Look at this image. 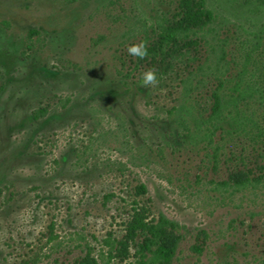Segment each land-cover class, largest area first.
Instances as JSON below:
<instances>
[{"label": "rangeland", "instance_id": "obj_1", "mask_svg": "<svg viewBox=\"0 0 264 264\" xmlns=\"http://www.w3.org/2000/svg\"><path fill=\"white\" fill-rule=\"evenodd\" d=\"M253 2L204 0L207 42L195 34L190 58L138 87L154 55L126 49L152 46L177 0H0V264H147L146 229L127 235L134 203L146 226L178 224L171 264H264V186L219 185L263 173L264 143L218 129L182 143L166 121L190 71L204 117L211 91L230 86L240 42L264 22ZM211 45L219 59L197 73ZM254 57L264 63V41Z\"/></svg>", "mask_w": 264, "mask_h": 264}, {"label": "trees", "instance_id": "obj_2", "mask_svg": "<svg viewBox=\"0 0 264 264\" xmlns=\"http://www.w3.org/2000/svg\"><path fill=\"white\" fill-rule=\"evenodd\" d=\"M253 1V5L264 6V0ZM176 5L177 11L170 20L165 19V24L159 27L156 41L152 43V46L147 47V53L154 55L150 60L154 62L157 79L166 74L167 70L173 69V61H178L182 57L190 58V49L194 48L198 42L197 37L193 38L195 34L205 32L201 35V39L204 38L203 41L207 42L205 35L210 31L208 26L214 19L213 13L205 6L204 0H177ZM249 34L240 42L242 61L234 77L227 80L230 86L225 87L219 82L211 91L210 108L205 117L197 111V105L187 91L189 79L194 72L190 71L188 77L182 79V92L178 103L166 111L169 133L176 130L182 143L187 140L209 142L217 129L225 135H243L264 143V124L259 121V117L253 111H248L250 103L264 109V63L254 57L255 51L264 41V22L255 32ZM209 48L210 53L194 70L197 73L202 70H211L210 64L213 63L215 66L219 59L217 51L222 52V48L219 45H211ZM157 51L161 55L159 59L155 58ZM166 56L171 59L166 61ZM142 86L140 79L138 87ZM219 185L234 190L246 186H264V172L255 177H249L246 173L234 171L229 175L228 180L221 181ZM136 189L140 194L145 192L143 184H139ZM134 205V217L128 222L126 230L130 239L134 240L137 229H146L148 236L144 237L142 242L136 243L140 257L145 258L142 251H148L147 264H171L178 242V237L173 236L172 232L178 228V224L159 215L154 224L146 226L138 216L140 209L135 203ZM23 264H35V260L31 263L25 261ZM82 264L98 263L96 259L89 257Z\"/></svg>", "mask_w": 264, "mask_h": 264}, {"label": "clouds", "instance_id": "obj_3", "mask_svg": "<svg viewBox=\"0 0 264 264\" xmlns=\"http://www.w3.org/2000/svg\"><path fill=\"white\" fill-rule=\"evenodd\" d=\"M129 55L136 56L138 58H144L147 55V48L144 41L129 45L126 49ZM158 83L157 74L154 70L149 69L145 71L141 76L142 85H155Z\"/></svg>", "mask_w": 264, "mask_h": 264}]
</instances>
